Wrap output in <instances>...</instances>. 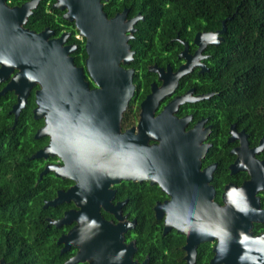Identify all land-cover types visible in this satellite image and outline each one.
Listing matches in <instances>:
<instances>
[{
    "label": "water",
    "instance_id": "obj_1",
    "mask_svg": "<svg viewBox=\"0 0 264 264\" xmlns=\"http://www.w3.org/2000/svg\"><path fill=\"white\" fill-rule=\"evenodd\" d=\"M105 1H58L59 8L66 9L64 18L74 20L79 34L85 38V67L94 84L93 89L84 80L82 69L73 64L69 56L71 48L63 47L61 41L46 42L43 39L41 46L37 40L42 35L18 27L19 33L27 41L18 39L16 44L13 39L17 35L12 34L7 38L8 34L6 38L11 40L9 43L13 48L0 47V82L14 68L17 69L0 91V96L8 91L16 95V104L10 111L14 115L13 125L25 106L31 88L38 84L33 114L34 118L42 117L44 125L34 137L47 136L49 142L31 155L30 159L57 156L61 160V165H46L39 179L47 172H52L56 177L75 181V185L66 192L58 191L53 200L44 203V207L55 206L73 198L83 214L77 226L58 239L57 243L64 244V249L71 244L77 248L76 255L63 264H146L132 261L133 249L130 245L122 244V229L101 220L98 213L100 200L98 202L96 198H101L103 194L111 197L108 187L120 180H145L150 184L158 183L162 190L178 199L181 197L180 187L173 186L177 182L192 183L195 180L201 157V154H194L196 139L181 130L171 132L169 138L155 148L142 141L136 152L130 144L120 139L118 122L133 94L132 72L123 69L120 61L128 63L132 53L128 51L126 38L123 37L125 30L122 32L118 27L121 18H106L103 12ZM229 19H224L221 28L215 32L197 33L194 42L198 50L207 45H218ZM2 38L3 34H0V45L4 42ZM189 70L180 69L178 76ZM112 133L118 135L117 140H109L113 148L118 145L115 150L118 159L115 168L104 162L102 154L103 136ZM263 146L264 134L252 153L261 150ZM132 150L133 155H128ZM260 164L263 166V163ZM241 168L245 170V167ZM257 169L254 166L247 169L251 179L239 189L249 191L250 201L236 204L233 209L230 208L231 203L224 199L225 206H214L207 210L206 227L200 229L203 235L191 242L186 264H195V248L198 243L212 241L213 238H217V243L209 264H264V235L253 236L250 232L252 223L261 222L264 213V210L259 209L258 199L254 197L256 188L261 186V172ZM171 176L174 178L171 179ZM100 204L105 210L108 209L102 201ZM163 206L166 208L170 203ZM68 215L65 213L63 219L50 223L55 227L65 224ZM167 228L165 226L164 230ZM176 230L182 233L179 226ZM0 264L9 263L0 259Z\"/></svg>",
    "mask_w": 264,
    "mask_h": 264
},
{
    "label": "flooded vegetation",
    "instance_id": "obj_2",
    "mask_svg": "<svg viewBox=\"0 0 264 264\" xmlns=\"http://www.w3.org/2000/svg\"><path fill=\"white\" fill-rule=\"evenodd\" d=\"M58 1L0 0V34H3L2 39H4L0 47L13 48L9 43L11 40L7 39L12 34L17 35H14V43L17 44L18 39L26 42L27 40L19 33V28L35 35H42L37 40L38 45L41 46L43 39L46 42L61 41L63 47L71 48L69 56L72 58L73 64L82 69L84 80L88 83V87L93 89L94 84L85 67L87 58L85 38L79 34L74 20L64 18L66 9H60ZM110 2L112 0L103 3V12L108 20L116 16L121 18L122 21L118 27L122 32L125 30L123 37L126 38L128 51L132 53V59L128 63L125 64L120 61V66L123 69L132 72L133 84V94L118 122L120 139L130 144L136 152L139 143L142 141L146 142L147 146L155 148L164 143L171 132L181 130L184 134L190 133L196 139L194 154L198 156L201 154V157L199 158L198 174L195 180L192 183L177 182L173 186L180 187L181 197H177L178 199H175V195L162 190L158 183L150 184L145 180L133 182L120 180L108 187L111 197H106L103 194L101 198H96L98 202L99 200L102 201L108 208L105 210L99 202L98 213L101 220L122 229V244L124 246L130 245L133 249L132 261L151 264L152 258L149 252L145 254L141 252L140 255L137 237L141 227L154 229L159 226L160 234L169 237V241L176 240L178 237L182 238L180 259L186 264L187 250L192 247L191 242L203 235L200 229L206 227L207 210L214 208V206H225L224 199L231 203L230 208L233 209H235L236 204L241 205L243 202L246 203L251 200L249 191L245 189L239 191V189L244 185L246 186L251 179L247 169L252 166L255 169L258 167L257 170L261 172V186L256 188L254 197L258 199L259 209L264 210V146L261 150L252 153L259 146L264 133L255 141L251 133L237 128L235 122L226 124L222 117L223 113L219 109V91L216 90L213 82L212 84L209 82L210 55L207 49L217 45H207L198 50V46L194 42L197 33L215 32L219 29L196 31L190 35L184 26H180L179 29L164 32L162 39L156 37L155 31H150V36L144 39L138 35L139 28L146 25L144 16L139 12L133 13L134 8L122 7L117 10L116 7L108 6ZM105 7H107V11L104 10ZM123 12L125 14L121 16ZM154 26L157 27L158 22ZM8 34L10 35L8 36ZM146 42H149V47ZM82 50L85 56H82ZM180 69L190 70L178 76ZM16 72L17 69L14 68L9 76L0 82V91ZM33 88H35L33 93L35 107L32 109V118L42 120V125L37 129L39 130L44 125V119L42 117L34 118L35 91L38 89V84ZM33 88L26 98L24 108ZM9 93L15 96V102L9 110L10 113L16 104V95L8 91L0 97ZM43 137H46L47 141L40 149L49 142L47 136L38 138ZM117 138V133L103 136V160L113 166L118 163L115 152L118 145L116 144V148H113L110 146L109 140H117ZM133 152L132 150L128 155L132 156ZM50 157H55V160L45 163L44 167L48 164L61 165V160L57 156L40 159L48 161ZM260 163H263V166ZM240 166L245 167V170H242ZM48 173L52 172L46 174ZM52 174L62 181H69L67 186L57 189L55 195L44 200L42 205L43 209L59 208L60 215L55 218H46V221L48 222L47 225L53 226L58 231L55 242L58 245L59 254L65 255L63 264L76 255L77 248L71 244L64 249V244L57 243L58 239L77 226L80 219L83 218V214L80 212V207L76 206V201L73 198L64 200L55 206L44 207V203L53 200L58 191L66 192L75 185V181L71 179H62L56 177L54 173ZM173 178L171 176V179ZM184 178L186 179V176ZM40 179L38 178V180ZM156 188L159 190H155ZM203 192H205V198ZM165 203H170V206L164 208L163 204ZM200 211L202 212L200 213ZM65 213H69L66 219L67 223L60 224L58 227L50 223L63 219ZM84 216L87 217L86 213ZM261 217V222L252 223L250 232L253 236L264 235V213ZM177 225L182 229V233L176 230ZM165 226L168 227L166 230H164ZM216 243L217 238L198 243L195 248V264L199 259L201 247L205 244H209L212 254L208 259L209 264L214 255L213 248ZM82 264L87 263L83 262Z\"/></svg>",
    "mask_w": 264,
    "mask_h": 264
},
{
    "label": "trees",
    "instance_id": "obj_3",
    "mask_svg": "<svg viewBox=\"0 0 264 264\" xmlns=\"http://www.w3.org/2000/svg\"><path fill=\"white\" fill-rule=\"evenodd\" d=\"M109 4L117 10L134 8L133 13L143 15L146 25L139 28L138 35L144 39L150 31L162 39L164 32L180 26L190 35L220 29L221 22L230 17L222 41L207 49L209 82L219 91V109L226 124L235 122L237 128L251 133L255 141L261 137L264 0H112ZM146 44L149 47V42ZM34 90L15 125L9 113L15 96L9 93L0 97V259L9 264H62L65 255L59 254L55 242L58 231L46 221L59 216V208L43 209L42 205L69 181L55 178L52 173L38 180L44 164L55 157L48 161L30 159L47 141L46 137L34 138L42 125V120L32 118ZM137 240L140 255L149 252L151 264H184L180 259L181 237L169 241V237L160 234L159 226L141 227ZM211 255L209 244L203 245L196 264H208Z\"/></svg>",
    "mask_w": 264,
    "mask_h": 264
}]
</instances>
